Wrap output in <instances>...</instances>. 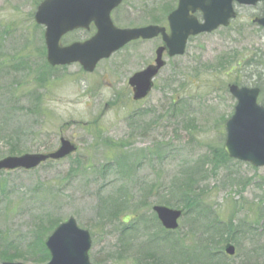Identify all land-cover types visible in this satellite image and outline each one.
Returning <instances> with one entry per match:
<instances>
[{
    "label": "rangeland",
    "instance_id": "rangeland-1",
    "mask_svg": "<svg viewBox=\"0 0 264 264\" xmlns=\"http://www.w3.org/2000/svg\"><path fill=\"white\" fill-rule=\"evenodd\" d=\"M177 1L125 0L112 19L123 28L166 26ZM40 2L0 0V160L54 151L61 137L77 151L35 170L0 172V264L1 252L15 248L29 259L11 261L39 264L33 249L42 225L45 241L70 217L89 230L93 263L156 264L143 255L151 250L158 264H186L177 241L196 255L190 264H264V167L229 158L223 145L237 102L228 85L258 84L264 102V27L253 22L264 3L194 36L184 56H165L150 96L136 102L128 79L152 61L160 40L130 43L92 73L79 63L51 67L34 19ZM158 204L185 212L172 237L152 211ZM226 242L235 256L224 252Z\"/></svg>",
    "mask_w": 264,
    "mask_h": 264
},
{
    "label": "water",
    "instance_id": "water-1",
    "mask_svg": "<svg viewBox=\"0 0 264 264\" xmlns=\"http://www.w3.org/2000/svg\"><path fill=\"white\" fill-rule=\"evenodd\" d=\"M234 1L255 5L259 0H179V7L169 15L172 28L170 36L165 33V28L155 25L139 29L116 28L110 19V13L122 0H45L37 10L36 20L47 27V55L52 66L78 61L86 71H92L100 59L108 58L118 48L140 36L150 39L162 33L170 56L182 55L189 35L213 31L219 25H228L229 20L236 17L232 4ZM196 10L203 13V24L198 23L195 16L189 15ZM91 22H95L97 27L95 36L85 42L60 47L59 40L63 34L77 27H88ZM255 22L264 26V17L256 19ZM163 51L164 47L157 50V65L149 66L129 80L135 100H142L151 91L152 78L165 64L161 60ZM229 91L238 103L234 115L226 122L228 136L225 151L231 157L264 166V105H260L257 100L260 89L230 85ZM60 142L58 150L47 154L6 157L0 161V170L35 169L47 159L58 160L76 150L71 141L61 138ZM153 209L166 229L178 228L181 210L161 205ZM47 240L46 246L51 253L48 264H92L88 255L92 244L90 234L77 226L74 217L62 222ZM225 248L228 254L234 255L235 248L232 244ZM2 264L24 263L8 261Z\"/></svg>",
    "mask_w": 264,
    "mask_h": 264
},
{
    "label": "trees",
    "instance_id": "trees-1",
    "mask_svg": "<svg viewBox=\"0 0 264 264\" xmlns=\"http://www.w3.org/2000/svg\"><path fill=\"white\" fill-rule=\"evenodd\" d=\"M263 87H261V89H262ZM263 90V89H262ZM262 100H263V98H262ZM4 112L8 115V113H7V111H5L4 110ZM4 122H6V121H4ZM4 122H2V124L0 123V133H3L4 131H6V124L7 123H4ZM14 133V134H13ZM17 133L18 132H8V133H5V135L7 136V138H9V139H14V137H17ZM19 134V133H18ZM15 142H19V143H21V140L19 139V138H17L16 139V141ZM18 143V144H19ZM19 148V147H18ZM17 148V149H18ZM121 148V147H120ZM17 149H15L14 151H17ZM19 150H20V148H19ZM13 151V152H14ZM119 151V150H118ZM118 161H119V163H126V159L123 157V158H119L118 159ZM179 191H182V193L183 194H186V199L184 200L187 204L188 203H192V201H191V198H189L188 197V195L190 194L189 192H190V189L189 188H187V187H183V188H180L179 189ZM258 209V208H257ZM113 212V211H112ZM56 224V221H53L52 222V224L50 225V227L51 226H53V225H55ZM231 225H232V222H231ZM42 229H44L43 231H46L47 229H46V227L44 226V225H42ZM161 230H163L164 232H165V234L166 233H168L167 235H169V236H171L172 237V231H170V232H168V231H166V230H164V229H161ZM43 231L39 234H37V237H36V243L34 244L35 245V247H34V249H33V254H35L36 256L35 257H33V260L35 261V262H37V263H39V264H41V263H43V262H45V261H47L48 259H49V252L47 251V249H46V247H45V241L43 240ZM33 245V246H34ZM174 248H173V250L175 251V250H178L180 253H181V256H182V259H183V261H186V264H190V262H189V259H193L194 257H196V255H193V256H190V254H188L187 252H186V249H185V247L182 245V244H180V243H178L177 241H174ZM32 247V246H31ZM14 250V253H11V252H9V251H4V252H1L2 254H1V258L4 260V261H11V260H13V259H16V258H19V257H23V258H25V259H29L28 257H25V256H22V255H18V249L17 248H15V249H13ZM184 254H187L186 256L184 255ZM143 255L146 257V258H148L149 259V257H153L154 258V262L156 263V264H158V262H159V258H158V256L157 255H154V252L153 251H151V250H149V251H147V252H145V253H143ZM156 256V257H155Z\"/></svg>",
    "mask_w": 264,
    "mask_h": 264
},
{
    "label": "flooded vegetation",
    "instance_id": "flooded-vegetation-1",
    "mask_svg": "<svg viewBox=\"0 0 264 264\" xmlns=\"http://www.w3.org/2000/svg\"><path fill=\"white\" fill-rule=\"evenodd\" d=\"M119 8V7H118ZM118 8H117V10H118ZM117 10H115L114 11V13L117 11ZM91 29H93V27H91V28H89V29H87L88 31H90ZM84 30H81V29H77V30H74V31H72V32H70V33H68L67 34V37H69V36H71V35H74V33H79V32H83ZM156 39H158V40H160V44L155 48V50L158 48V47H160V46H162V44H163V41H162V39H161V37H157ZM76 40V39H75ZM74 40V41H75ZM68 42V41H67ZM141 42H147V41H141ZM69 43V42H68ZM165 53H166V51H165ZM153 61H154V58L152 59V61L148 64V65H151L152 63H153ZM147 65V66H148Z\"/></svg>",
    "mask_w": 264,
    "mask_h": 264
}]
</instances>
